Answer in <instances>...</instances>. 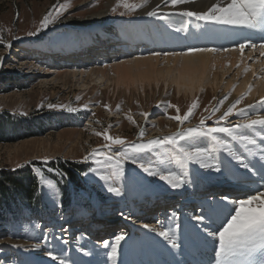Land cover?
Segmentation results:
<instances>
[{"label":"rangeland","instance_id":"rangeland-1","mask_svg":"<svg viewBox=\"0 0 264 264\" xmlns=\"http://www.w3.org/2000/svg\"><path fill=\"white\" fill-rule=\"evenodd\" d=\"M152 1L129 0L138 6L135 12L126 11L123 7L113 12L117 0H0V175H27L35 179L42 195L39 208L44 210L41 216L23 214L14 218L8 214L6 219L0 220V264H45L47 260L57 264L61 261L63 264H86L85 261L92 262L94 258L100 259V256L101 259L109 256L112 261L111 246L116 243L118 235L124 236L118 245L121 252L118 264L123 260L125 248L128 251L125 264H174V261L179 264H216L213 253L218 241L207 233L215 232V227L222 225L227 214L223 216L220 212L218 217L210 215V210L215 209L214 200L207 201L209 203L201 212H195L198 206L195 208L193 203L203 200L202 196L207 190L213 194L211 191L215 189L218 193L220 186L224 188L227 183V186L233 184L234 193L241 189L239 192L246 194V197L260 191L254 192V188L250 187L253 191L249 192L245 189L249 186L236 185L244 180H250L252 185L260 174L262 178L264 171V130L259 132L260 125L250 129L243 127L245 116L253 118L254 115H264V109H254V102L248 103L244 93L228 104L234 93L223 87L217 90L220 98H216L217 92L208 89L191 99L163 85L156 87L159 90L145 88L143 93L135 91L133 94H123L122 88L116 89L110 83L99 86L89 82L88 86L85 77H71L72 71L79 74L80 70L100 67L104 63L111 67L121 63L122 59L130 61L136 56L130 54H136L138 45L125 55L129 57L116 56L121 50L116 47V54L112 52L102 61L95 60L96 55L101 54L100 49L110 51L102 48L101 42L109 46L114 41L104 33L105 28L118 33L119 28L132 27L139 33L138 28L152 26L151 29L155 27L165 39L164 33L168 31L160 19L164 20V16L168 15L140 16ZM189 1L175 7L164 3L163 9L170 11ZM66 3L71 6L57 16V10ZM141 4L144 7H139ZM50 12L53 14L52 22L42 28L41 22ZM122 12L125 14L121 15ZM101 13L103 15L98 16ZM116 40L123 42L120 38ZM163 41L166 43V40ZM93 44L96 46L91 47ZM73 47L77 48L76 52H72ZM85 47L86 50L80 52ZM149 49L147 47L145 51L150 52ZM165 49L167 47L162 46L159 53L168 52ZM248 49L245 48L246 52ZM73 53L77 58L72 56ZM248 61L260 65L258 75L264 79V57H257L256 54ZM236 68L227 70L224 80L233 78ZM224 69H228V66ZM242 75L243 71L236 80ZM250 83H256V75L252 76ZM221 100L223 104H220ZM237 100L242 102L234 112L243 110L244 117L234 114L221 120L223 113ZM260 101H256L258 106L263 105ZM194 103L198 106L192 109V114L183 124L170 119L177 115L183 118ZM170 104L175 107H168ZM216 108L219 111H215ZM237 124L242 127L237 128ZM213 127H227L236 133L247 134L255 140V144H242L228 133L214 135L229 145L230 152L208 136L181 141L190 149L203 150L205 163L218 166L220 170L216 171L215 167H201L196 163L181 167L173 158L175 149L159 143L181 132L187 133L189 129L207 131ZM105 132L110 137L123 139L125 143L113 144L103 135L95 134ZM152 141L157 143L143 152L131 150L134 145ZM122 153H127L129 159L122 160L118 166L116 159ZM105 155L114 159L108 161ZM132 157L151 165L156 171L165 174L171 172L184 183L172 188L158 176L145 173L137 163L132 162ZM71 177L81 182L84 189L65 186ZM217 185V188H212ZM109 187L119 189L120 195L109 192ZM175 192L179 193V198L186 199H175L176 202L169 203L170 206L177 204V208L183 204L182 213H168L160 219H153V228L145 227L152 221H142L138 217L146 207L143 204L155 202L158 207L161 197L178 196L174 195ZM217 195L221 197L219 193ZM233 195H229L232 200L245 197ZM67 197L71 199L68 206L64 204ZM11 202L10 205L15 204ZM196 217L206 218L202 222ZM89 218L90 222L102 224L96 230L97 240L103 239L105 243L111 235L108 247L88 248L87 237L81 236H86V233L77 230L88 228ZM130 224L135 228L125 229ZM120 228L127 231L121 233ZM135 229L136 232L133 231ZM160 231L168 232L178 247L173 248L168 240L158 234ZM126 239L133 241L128 244ZM36 244L40 247H34ZM40 254L41 258L34 261ZM164 254L172 255L169 258L171 261L163 258ZM52 256L57 259L53 260ZM259 260L260 256L256 264H259Z\"/></svg>","mask_w":264,"mask_h":264},{"label":"bare ground","instance_id":"bare-ground-1","mask_svg":"<svg viewBox=\"0 0 264 264\" xmlns=\"http://www.w3.org/2000/svg\"><path fill=\"white\" fill-rule=\"evenodd\" d=\"M214 3H216V0H190L189 3L187 4L178 6L173 10L166 11L163 9V4H164L163 0H153L149 6H147L144 10L141 11L140 16L143 17L145 14L149 12L150 9L151 10L155 9L157 11V15L155 17H158V15L161 14L168 15V17L164 16L166 17L164 20L160 19L163 22V24L166 26V29L168 31L167 33H164V37L166 36L165 39L162 38L163 34L159 32L157 29H155V27L151 29L152 26L145 29H142L143 28L142 27L140 29L141 31L138 28L137 31L139 33H136L135 28L132 27L119 28L118 33L111 29L107 30L105 28L104 33L109 35L114 41H111L108 44L109 46H106L105 45L106 42L104 43V41H102L100 44L102 45V48H106L107 50L110 49V51L108 52L104 49H100L101 54L96 55L97 57L95 58V60L102 61L103 60L102 58L112 55L111 54L112 52H114L113 54H116V51H114L116 47L121 48V50L118 49L120 51H118L116 54V56L119 55L121 56V58L129 57L125 55L131 50L138 47V49H136V54H134V52L130 54V56L131 55H136V56H134V58L130 61H124V59H122L121 63H115L111 67H107L106 63H104L100 67L93 66L83 69L84 71L80 70L79 74H76L74 71H72L70 73L71 77L72 78H75L76 76H79L80 78L85 77V79L88 80L87 82L88 86H89V82H91L92 85L98 84L99 86L105 84L107 85L110 83L116 89L122 88L123 94L124 93L133 94V92L135 91L137 92L140 91L143 93L145 88L150 89L151 91L157 89L159 90V88L156 87L158 86L160 87V85H163L166 89L170 90L171 88H173L172 90L176 91L177 94L184 95L185 97L187 98L189 97L191 99H195L202 92L204 93L207 92L208 89H210L211 92L214 93L217 92L216 98H220L221 96H219V91L217 90L219 87H223L225 90H231L234 93L233 97L228 102V104H232V102L234 101V97H238V96L240 97L244 93L248 98V103L251 104V102H254L253 104L254 109H256L257 111L260 108L264 109V104L258 106L257 105L258 102H256L257 100L264 99V79L263 77L258 75V67L260 65H258L257 62L250 63L248 61L249 58L251 59L252 56H255L256 54L257 57H261V58L264 57V55L261 54V52L264 50L259 48V45L264 44V32L235 28L231 26L216 25L209 22L198 21L194 17H188L186 15H183V13L187 11H193L197 13L205 12ZM102 15L103 13L99 14L98 16H102ZM118 38L123 40V42L116 40ZM163 40H166V43H163L164 42ZM241 43L251 44V45L253 43L256 44L257 46L256 48L249 47L247 52H246L247 50L246 48V50L244 49L245 52L243 51V53H241L238 50V47ZM135 45L138 46L135 47ZM95 46L96 45L93 44L91 47H95ZM162 46H166L167 49H165V51L168 52L160 54L159 49ZM147 47L150 48L149 49L151 50L150 52L145 51V49L147 50ZM201 48H214V49H218V51L216 52L193 51L195 49H201ZM76 49H77L76 47L71 48V50H73L72 52H76ZM173 49L176 50L171 51ZM225 49H236V50L225 51ZM84 50H86V47L80 52ZM255 50H257V52H254ZM157 53H159V55H157ZM175 53H191V54L175 55ZM73 54L72 56L74 58H77L76 53ZM83 63L85 64L84 61ZM237 65H239V67H237ZM225 66H228V69H224ZM234 67H237L235 76H233V78H231L230 80H224V75L227 72V70H231V68ZM245 68H250L251 71H248L246 73ZM241 71H243L242 77L236 80L237 75H239ZM254 75H256L255 84L250 83V79ZM87 84L85 86H87ZM90 88L93 87L91 86ZM249 88L251 89V91H249ZM256 116H264V115H254L253 118H255ZM263 127L264 126L259 128L260 130L259 132H263L264 130ZM263 178H264L263 174H262V178L260 174L257 178H255L256 180L254 181V184H252L250 187H255L256 184L258 186H264L263 185L264 183H262ZM212 188H217V186H213ZM262 189L264 190V188ZM237 191L239 192L241 191V189ZM211 192H214L213 194L216 195L218 194L216 193L215 189H213V191ZM233 192H236V190ZM177 194L178 196L161 197L159 199L160 204H158V207H156V204L154 202L153 203L151 202L149 207V210L150 209L153 210V213L151 212V214H156V216H159V214H161L162 211H163L162 214H164L165 212H167L168 209H170V207L174 208L175 204L173 206H170L171 205L170 203L172 201L173 202L174 201L176 202V200L184 201V199H186V198L184 199L179 198L178 192H175L174 195ZM211 194L212 193L209 192V194L207 195L210 196ZM229 195H233V194L231 191L227 190V192L221 195V197L218 198L217 196V198H215L216 199L214 200V203L216 204L215 208L217 210H220V212L223 210V208L229 210L233 207L230 204L232 198H230ZM223 197H228L229 199L226 201L222 199ZM220 200H222L223 202H221ZM167 205H169L170 207L168 206L169 208L167 207V209H165ZM179 207L176 209H179ZM182 207L184 208L183 204H181V208ZM158 208L160 209L159 210L160 212L156 210ZM146 211H147V207L141 210V212L138 214V217L141 218V215ZM144 216L145 217L149 216L150 219L152 217V215H150V213L148 212H146ZM150 219L149 221H152L155 218H152L151 220ZM125 224L128 225L127 222ZM154 226L155 225L153 221L148 224V228H153ZM127 230L125 229L123 230L122 228H120L119 232L125 233L124 231ZM136 231L137 229L134 230V232ZM107 236L108 234L106 235V237ZM110 236L111 235H109V239H111ZM100 240L103 241V239H99L97 241V245L99 246L89 245L88 248L90 247L93 250L101 248L105 244H103L102 241ZM126 240L128 244L132 243L133 241V239H126ZM121 242L122 241H120V243ZM127 253L128 251L125 248V251H123L122 253V257L123 258L127 257L126 256ZM96 254L99 253L96 252ZM120 256H121V252L117 246V253L114 260L110 261L109 256L106 257L103 256V258L105 259H101L102 257L100 256V259L99 257H97L94 258L92 262L91 261H85V262L86 264H118L120 260ZM169 256H167V254H164L163 258H165L168 261H171V259L169 258L172 257ZM39 258H41V254L40 256L35 258L34 261H37ZM45 264H57V263L54 262L51 263L49 260H47Z\"/></svg>","mask_w":264,"mask_h":264},{"label":"snow or ice","instance_id":"snow-or-ice-1","mask_svg":"<svg viewBox=\"0 0 264 264\" xmlns=\"http://www.w3.org/2000/svg\"><path fill=\"white\" fill-rule=\"evenodd\" d=\"M147 0H145V3ZM167 5L170 4L172 7L180 5L182 3L188 2V0H163ZM70 3L61 5L57 10L56 15L59 16L70 7ZM123 7L126 11L135 12L137 5L130 3L129 0H117L116 6L112 8V11L115 12L117 8ZM139 7H144V4L139 5ZM159 7V6H157ZM125 13H121L124 15ZM148 16H156L157 11L154 9L147 13ZM183 15L188 17H194L198 21H204L213 23L216 25L231 26L235 28H242L248 30L262 31L264 32V0H216L210 8L205 12H193L187 11ZM53 14L50 12L43 18L41 22V27H47V25L52 22ZM179 31V29H178ZM35 33H30L34 35ZM247 47L256 48V45L241 43L238 47V50L243 53L244 49ZM259 48L264 50V44L259 45ZM236 49H225V51H235ZM193 51L199 52H216L218 49L214 48H201L195 49ZM191 53H175V55H190ZM264 55V51L261 52ZM159 55V53H157ZM171 55V54H170ZM239 67V65H237ZM251 71L250 68H245V72ZM249 91L251 89L249 88ZM227 99V97H225ZM241 100H237L232 106H230L226 112L220 117L221 120H226L229 116L238 115L244 117V111L240 110L239 112H234L237 105L241 103ZM264 104V100L260 101ZM224 101L221 100L220 104H223ZM197 104H193L189 108L188 113L181 118L179 115L170 117L179 121L181 124L192 114V109L197 107ZM49 107H52L51 105ZM107 107V106H106ZM168 107H175L174 105H168ZM69 111H74V109H68ZM215 111H219V108H216ZM177 112L179 109L177 108ZM142 115H144L142 113ZM131 120V117H129ZM204 121L201 120V124ZM256 125L264 126V116H256L255 118L245 117L244 118V128H253ZM237 128L242 127L240 124L236 125ZM215 133H228L233 139L238 140L245 145L255 144V140L252 139L249 135L243 133H236L233 129L227 127H213L208 128L207 131L189 129L187 133H179L178 136L168 137L159 143H164L171 145L175 152L173 153V158L175 162L181 167L186 166L188 163H196L201 167H215L216 171H219L218 166L205 163L204 152L203 150L196 148L190 149L186 147L181 141H186L190 137H199V136H208L211 137L216 144L220 145L225 150L230 152L229 145L224 141L219 140L214 135ZM96 135H103L105 140H111L113 144L123 145L125 141L121 138H113L107 135V133H95ZM143 136V132L140 133ZM157 143L156 141L149 142L148 144H137L132 146L133 152H143ZM231 154V153H230ZM106 160L111 161L114 159L113 156L105 155ZM264 158V157H262ZM87 159V158H85ZM129 159L127 153H122L119 159H116V165H120L122 160ZM132 162L137 163L145 173L150 176H158L160 180L165 181L172 188L180 187L184 181L177 175L168 172L156 171L151 165H146L141 163L132 157ZM99 163V161H97ZM246 168L247 165H244ZM122 174V168L119 169ZM109 192L114 193L115 195H120V191L117 188L109 187ZM222 199L228 200V197H223ZM232 208L228 210L227 216L225 217L222 226L217 231H209L208 236L214 238L218 241L216 248V264H256L254 257L259 254L260 260L259 264H264V191H259L257 194L248 195L243 199L231 200ZM197 220L204 221V217H196ZM145 227H148L145 225ZM165 240H168L173 248L178 247L175 240L169 235L166 231H160L158 233ZM124 239L123 235H118L116 237V243L111 246V256L115 259L117 253V246L120 241ZM109 245L106 243L105 247ZM34 247H40L39 244L34 245ZM49 255H52L49 253ZM53 260H56V256H52ZM63 264V261L60 262Z\"/></svg>","mask_w":264,"mask_h":264},{"label":"trees","instance_id":"trees-1","mask_svg":"<svg viewBox=\"0 0 264 264\" xmlns=\"http://www.w3.org/2000/svg\"><path fill=\"white\" fill-rule=\"evenodd\" d=\"M68 173V171H67ZM70 181L65 186L69 185L71 189H84V186L76 178H69ZM71 183V185H70ZM42 195L38 191V184L35 179H31L27 175H0V220L6 219V215L11 214L13 217L21 214L22 211L30 213H41L40 203ZM11 201H14V205ZM71 199H65L64 204L68 206ZM65 207V206H64Z\"/></svg>","mask_w":264,"mask_h":264}]
</instances>
